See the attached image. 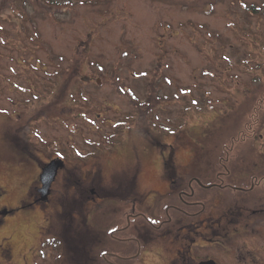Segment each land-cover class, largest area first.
<instances>
[{
    "label": "rangeland",
    "instance_id": "rangeland-1",
    "mask_svg": "<svg viewBox=\"0 0 264 264\" xmlns=\"http://www.w3.org/2000/svg\"><path fill=\"white\" fill-rule=\"evenodd\" d=\"M239 126L254 144L238 139L236 157L264 160V0H0V264H84L72 250L83 245L120 253L104 212L126 207L103 192L84 202L92 224L67 231L65 174L116 193L133 176L162 204L165 169L219 156L205 134ZM56 150V194L35 206Z\"/></svg>",
    "mask_w": 264,
    "mask_h": 264
},
{
    "label": "flooded vegetation",
    "instance_id": "flooded-vegetation-1",
    "mask_svg": "<svg viewBox=\"0 0 264 264\" xmlns=\"http://www.w3.org/2000/svg\"><path fill=\"white\" fill-rule=\"evenodd\" d=\"M229 130L233 132L230 128L219 130L217 134L215 132L216 138H213L214 132L205 134L204 139L212 140L211 144L219 151V156L192 159L194 162L181 175L169 168L165 169V193L168 198L162 204L159 203V195H156L159 192L156 190L149 189L146 197L140 198L137 191L139 181L133 176L121 181L125 185L116 193L111 187L96 183L95 178H92L95 183H84L77 173H66L63 187L70 193L56 200V203L61 208L59 213L66 219L71 218H68L67 231L74 230L78 218H82L86 226L92 224L84 214V202L95 204L93 201L96 197L100 198L103 192L109 196L106 197L108 200L119 199L126 207L120 218L122 209L120 211L115 207L104 212L108 220L112 217L111 224L116 217L118 232L112 230L109 234L125 245V250L116 253L105 249L101 254L94 255L88 251L86 253L87 249L83 245L81 249L72 247L74 254L79 256L83 252L84 264L90 260L99 264H264V160L256 157V154L236 157L231 150L237 144L236 141L244 139L247 143L244 145L245 152L248 153L251 150L249 144H254V137H238V130L244 131L241 126L236 128L235 135ZM223 132L226 136L220 144L217 138ZM261 137L259 139L264 148V139ZM54 154V157L44 161V166L54 160L66 163L65 153L56 150ZM171 160L174 163V158H170L165 164ZM63 168L59 169L53 181L48 177L44 180L40 178L37 188L39 197L34 200L35 206L37 203H49L56 192L54 186ZM48 183L50 192L46 197ZM79 197H83L80 203L76 200ZM24 207L27 205L21 206ZM154 207H160L158 213ZM8 213L9 209H0V218ZM60 237L53 236L56 246L62 248L63 237ZM148 251L152 253L153 259L147 263L144 260ZM113 257L118 258L119 263L112 261Z\"/></svg>",
    "mask_w": 264,
    "mask_h": 264
},
{
    "label": "water",
    "instance_id": "water-1",
    "mask_svg": "<svg viewBox=\"0 0 264 264\" xmlns=\"http://www.w3.org/2000/svg\"><path fill=\"white\" fill-rule=\"evenodd\" d=\"M60 167H62V163L59 161H54L50 163L47 167L43 169V171L47 173V175L42 176L43 180L45 177H48V179L52 181L55 178L57 171Z\"/></svg>",
    "mask_w": 264,
    "mask_h": 264
},
{
    "label": "snow or ice",
    "instance_id": "snow-or-ice-1",
    "mask_svg": "<svg viewBox=\"0 0 264 264\" xmlns=\"http://www.w3.org/2000/svg\"><path fill=\"white\" fill-rule=\"evenodd\" d=\"M154 222V221H153Z\"/></svg>",
    "mask_w": 264,
    "mask_h": 264
}]
</instances>
